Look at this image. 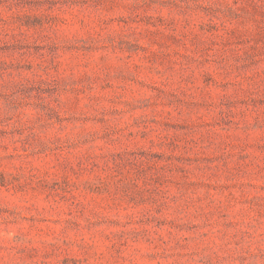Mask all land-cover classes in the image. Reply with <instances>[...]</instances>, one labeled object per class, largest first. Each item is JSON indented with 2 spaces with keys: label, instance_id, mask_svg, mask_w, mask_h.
Instances as JSON below:
<instances>
[{
  "label": "rangeland",
  "instance_id": "374dc122",
  "mask_svg": "<svg viewBox=\"0 0 264 264\" xmlns=\"http://www.w3.org/2000/svg\"><path fill=\"white\" fill-rule=\"evenodd\" d=\"M0 264H264V0H0Z\"/></svg>",
  "mask_w": 264,
  "mask_h": 264
}]
</instances>
